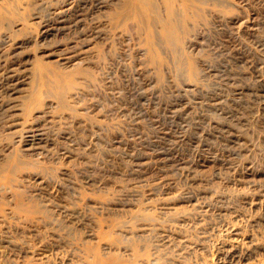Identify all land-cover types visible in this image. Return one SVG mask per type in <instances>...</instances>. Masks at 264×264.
Segmentation results:
<instances>
[{
	"label": "rangeland",
	"instance_id": "374dc122",
	"mask_svg": "<svg viewBox=\"0 0 264 264\" xmlns=\"http://www.w3.org/2000/svg\"><path fill=\"white\" fill-rule=\"evenodd\" d=\"M217 1L232 11L188 21L197 84L172 57L158 80L143 33L108 23L118 0L18 1L27 21L0 28V167L17 151L39 168L0 181V242L44 239L80 263L75 237L127 230L110 228L148 208L154 219L137 224L165 229L159 245L173 239L158 252L166 262L172 253L176 264H205L231 243L242 259L216 264L264 258V0ZM36 60L91 74L68 94L74 111L43 97L23 113L40 83ZM20 200L43 214L26 221L14 213Z\"/></svg>",
	"mask_w": 264,
	"mask_h": 264
},
{
	"label": "bare ground",
	"instance_id": "6f19581e",
	"mask_svg": "<svg viewBox=\"0 0 264 264\" xmlns=\"http://www.w3.org/2000/svg\"><path fill=\"white\" fill-rule=\"evenodd\" d=\"M18 1L1 0L0 2V28L5 26L11 34L12 16L16 15L23 23L27 21L25 19L26 16L24 17V15L16 11ZM107 7L111 8V11L107 10L109 12L106 15L111 27L126 30L128 29L127 23L131 21L134 23L136 34L143 33L140 43L145 45L144 58H147L150 62L149 64L155 67L156 77H158L159 81L163 78L161 68L168 65L167 57L169 59L172 57L176 71L182 72L187 82L194 84L199 82L201 71L199 65L196 64L195 57H193L189 50L187 38L192 28L188 26V21L197 19L205 21L207 15L205 14L206 8L221 14L232 11L231 8L217 0H118V3H111ZM5 20L9 21L4 23ZM99 58L101 59V54ZM36 61L35 73L39 76L40 83L32 85L30 93L21 102L23 113L27 115L26 113L33 107H41L43 103L40 100L43 97L54 100L59 109L70 112L74 111L68 101V94L78 85L77 76L79 74L84 73L87 76H91V74L86 69H82V66L79 64L72 65V67L70 66L71 69L66 70L58 63L56 65L45 66L43 61ZM11 154L9 156L12 160H9L10 162L7 161L6 164L0 167V181L5 177H17L18 173L22 170L39 168L37 162H24V159L17 151L16 153L13 151ZM16 196L20 199L21 193H17ZM173 198L178 199L179 194H175ZM248 199L250 200V198ZM27 203H23L20 200L18 206L14 209V213H22L26 221H31L35 215L43 214L41 208L34 201ZM139 210L140 212L137 215L131 214L129 218L118 219L110 228L112 231L117 226L122 227L123 224H127V230L118 233L113 231L111 233H100L95 236L94 242L81 236L75 237L74 242L76 241L81 245L82 250L87 251V255L84 257L85 260L80 261V263L74 261L68 254L50 249L51 245L49 242L44 243V239L39 238L37 242L35 238H20L17 241L5 240L4 243L0 242V247L3 248L0 251V262L1 264H176V262H173L175 256L172 253H168L170 262H166L158 253L161 246L165 244L174 245L173 239L166 240V243L163 242L159 245L160 233L164 232L165 229L160 230L154 227L145 229L139 227L138 222L154 219V214L149 213L148 208ZM102 241H105L104 244L101 243ZM180 243L182 244L183 242L177 241L175 245L179 247ZM48 244L50 245L49 247L47 246ZM205 246L203 245L201 248H205ZM232 246L233 243L226 245L224 249H218L205 264H216L219 259L223 261H232L235 258L242 259L244 255L237 254ZM181 249L185 253L189 251L184 243L181 245ZM184 262L187 264L186 261ZM183 263L179 262L178 264ZM246 264H264V258Z\"/></svg>",
	"mask_w": 264,
	"mask_h": 264
}]
</instances>
